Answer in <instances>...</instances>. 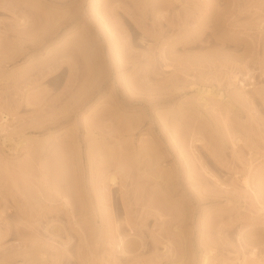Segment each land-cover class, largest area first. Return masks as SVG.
<instances>
[{
	"label": "rangeland",
	"instance_id": "1",
	"mask_svg": "<svg viewBox=\"0 0 264 264\" xmlns=\"http://www.w3.org/2000/svg\"><path fill=\"white\" fill-rule=\"evenodd\" d=\"M258 259L264 0H0V264Z\"/></svg>",
	"mask_w": 264,
	"mask_h": 264
},
{
	"label": "bare ground",
	"instance_id": "2",
	"mask_svg": "<svg viewBox=\"0 0 264 264\" xmlns=\"http://www.w3.org/2000/svg\"><path fill=\"white\" fill-rule=\"evenodd\" d=\"M114 175V174H113ZM116 181H117V176H112L111 177V179H110V182H112V183H116ZM53 189H54V187H53ZM56 190V189H55ZM58 191V190H57ZM68 197L65 195V197H64V199L66 200ZM68 200H69V198H68ZM68 200H66L65 202L67 203V204H69V201ZM254 254V253H253ZM252 254V255H253ZM255 255V254H254ZM259 260V259H258ZM205 261V260H204ZM257 262V261H256ZM203 264H205V262L203 263ZM206 264H207V262H206ZM257 264H263V262H261V260H259L258 262H257Z\"/></svg>",
	"mask_w": 264,
	"mask_h": 264
}]
</instances>
